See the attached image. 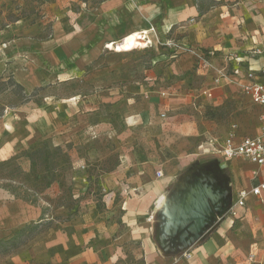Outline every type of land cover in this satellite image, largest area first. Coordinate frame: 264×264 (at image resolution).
Listing matches in <instances>:
<instances>
[{
	"label": "crops",
	"instance_id": "1",
	"mask_svg": "<svg viewBox=\"0 0 264 264\" xmlns=\"http://www.w3.org/2000/svg\"><path fill=\"white\" fill-rule=\"evenodd\" d=\"M202 1L214 6L202 11L197 0H102L92 10L75 15L70 29L55 24L47 40L36 38L38 29L0 33V44L8 38L0 57L12 72L10 78L31 94L72 79L102 58L108 44L143 31H148L152 40L156 34L183 32L178 45L194 48L177 57L166 75L192 72L201 55L216 53L213 62L224 63L222 75L227 70L234 72L233 82L228 84L223 78L215 86L214 97L210 88H204L202 95L208 96V101L220 95L223 101L242 99L244 102L236 104L250 105L257 117L254 129L241 124L237 136L224 140L208 136L193 146L200 134L198 117L192 115L197 104L218 106L225 102H195L194 94L178 86L160 92L154 87L157 75L152 72L146 82L137 78L124 82L117 73H110L109 81L122 82L103 94L62 99L56 119L45 116L48 124L52 120L60 128L65 124L64 130L70 128L71 135H56V145L105 142L101 150L71 151L78 172L73 196L79 198L95 189L94 194L100 192L103 210L97 212L98 195H88L77 221L47 229L44 225L49 217L43 207L0 189V242L12 240L27 226L39 225L38 235L21 248L1 254L0 264H264V242L251 238L263 233L264 191L260 197L250 194L245 207L235 208L236 216L229 213L223 217L218 206L223 193L212 189L214 179L201 169L219 161L239 163L242 174L251 171L247 188L237 190L236 204L239 192H250L264 181V168L245 159L203 155L198 149L207 139L218 143L232 139L238 144L261 130L264 106L254 104L242 87L250 82V73L264 85V1ZM198 73L208 76V71L200 68ZM3 118L0 140L9 138L11 149L33 147L45 136L44 127H37L23 111L18 118H25L21 123ZM79 121H86L80 135L75 132ZM90 159L100 163L116 159L117 164L92 181L86 176ZM158 171L163 174L160 178ZM260 201L263 206L257 210ZM247 215L248 229L233 230L235 221ZM24 251L28 259L23 257Z\"/></svg>",
	"mask_w": 264,
	"mask_h": 264
},
{
	"label": "rangeland",
	"instance_id": "2",
	"mask_svg": "<svg viewBox=\"0 0 264 264\" xmlns=\"http://www.w3.org/2000/svg\"><path fill=\"white\" fill-rule=\"evenodd\" d=\"M101 1L0 0V33L12 32V34H18L38 29L36 38L47 40L52 37L55 24H62L65 29H70V23L75 15H81L92 10L100 5ZM254 1L260 3L264 0ZM197 2L202 11H208L214 6L212 3L203 2L202 0H197ZM183 35V32L174 35L156 34L154 40L150 38L153 45H149L147 48V39H139V42L131 47L115 45V48L111 51L107 50L102 58L87 69L80 71L72 79L59 82L58 85L43 87L31 94H27L26 90L20 92L11 84L8 86L2 85L1 82H7L12 76V72L7 68L6 61L0 57V106L6 108L3 120H9L10 123L14 122L15 124L21 123L25 118H21L23 121L18 118H20L23 111L26 116L31 117L37 127H44L43 131H45V136L37 143L34 142L36 144L33 143V147L21 148L17 145L14 149H11L7 145L9 138L0 140V156L2 158L0 162V189L9 192L16 199L43 207L49 217L45 223L46 225H44L47 229L61 228L60 225L64 226L65 223L70 224L77 221L82 201L88 195H98L97 212L103 210L99 198L100 192L94 194L95 189H91L89 194L81 195L79 198L73 196V182L77 178L78 172L74 170L71 151L72 149H78L80 153H86L94 148L101 150L104 148L105 142L101 140L91 142L82 140L77 146L72 143L58 146L55 142L56 135H71L70 128L68 131L64 130L63 126L65 124L60 128L52 120L48 124L45 116H51L55 120L56 108L58 103L62 102V99L103 94L113 85L122 82L121 80L109 81L107 78L110 73H117L124 82L135 78L146 82L144 79L152 72L157 75L154 87L160 92L167 88L176 89L178 86L183 87L187 93L194 94L195 102H225L218 106L197 104V110H193L192 115L198 117L197 126L200 134L196 135L197 139L193 142V146H197L200 141L208 136L220 140L231 138L234 134L237 136V132H242L241 124L246 126V129H254L257 123L255 111L250 105L243 104L240 107L236 104V102H244L242 99L235 101L232 97H229L223 101L220 95L219 98L216 97V99L208 101L209 97L202 95L204 88H210L214 90V97L215 86L218 81L221 83L223 78H226L225 82L228 84L233 82L234 72L232 71L227 70L225 72L226 76L222 78L221 67L224 63L220 62L222 64L220 66V64L216 65L213 62V55L216 56V53L209 55L204 51V55L200 57L205 58L210 64L208 76L198 73L200 58L197 59L192 72L178 75L168 73L166 75V69L172 66L177 57L188 53L194 48L192 45L191 47L187 45L186 48L178 45L179 39ZM7 39L4 38V42L0 44V49L6 47ZM26 97L28 100L24 101ZM86 121H79L80 125L78 130L75 131L78 135L84 133L83 126ZM54 127L60 128V130L56 131ZM5 129L9 130L4 127ZM0 133H2V130H0ZM116 164V159H113L110 163H100L96 159H90V167L86 172V176L92 181H98L101 174L110 170ZM201 169L214 179L212 189L217 193H223V205H227V208L223 210V217L227 216L229 214L228 210L233 207L236 201L237 190L247 188L250 181L247 176L251 177L252 172L242 174L239 163L231 164L230 162L219 161L203 165ZM258 203L257 210L263 206L261 201ZM247 218L248 215L239 221H235L233 230L240 232L247 228L245 223ZM74 228H80V225L74 226ZM25 230L29 232V226ZM263 230L264 227L261 235L257 237L251 235V238H257L259 243L264 242ZM28 232L25 233L24 237L28 235ZM40 232H44V230ZM67 233H71L70 228L67 229ZM21 235V232H19L15 237L19 238ZM37 235L38 232L29 241ZM23 257L28 259L29 254L27 251H24Z\"/></svg>",
	"mask_w": 264,
	"mask_h": 264
},
{
	"label": "built area",
	"instance_id": "3",
	"mask_svg": "<svg viewBox=\"0 0 264 264\" xmlns=\"http://www.w3.org/2000/svg\"><path fill=\"white\" fill-rule=\"evenodd\" d=\"M135 34L139 35V39L149 40L150 33L148 31L138 32ZM127 38L115 44H122ZM113 44L114 43L106 45V48L111 51L110 45ZM198 64L200 69L209 71L210 64L205 58H200ZM225 76L226 74H223L222 78ZM248 79L250 82L243 85V92L251 97L254 104L264 106V85L254 80L253 73L248 75ZM198 149L203 155L217 156L223 160L245 159L252 164L264 168V113L261 115V130L256 136L243 138L238 144H235L232 139H227L223 143H218L213 139H207L205 142L200 144ZM156 175L160 178L163 174L161 171H158ZM263 191L264 181L254 185L250 192L245 190L239 192L238 201L228 210V212L233 216H236L237 211L235 208L245 207L246 199L250 194L260 197ZM185 257L190 258L191 255L186 254Z\"/></svg>",
	"mask_w": 264,
	"mask_h": 264
},
{
	"label": "trees",
	"instance_id": "4",
	"mask_svg": "<svg viewBox=\"0 0 264 264\" xmlns=\"http://www.w3.org/2000/svg\"><path fill=\"white\" fill-rule=\"evenodd\" d=\"M2 85L8 86V85H14L16 89H18L20 92L24 91V88L17 84L13 78H9L7 82H1ZM28 98H24V101H27ZM6 108L0 106V118H2L5 115ZM35 153V152H32ZM28 227V226H27ZM39 231V225L32 224L29 226V232L27 230H22L21 237L17 238L14 237L12 240L0 242V255L7 253L12 250H16L21 248L23 245H25L37 232ZM28 232V235L24 237L25 233Z\"/></svg>",
	"mask_w": 264,
	"mask_h": 264
},
{
	"label": "bare ground",
	"instance_id": "5",
	"mask_svg": "<svg viewBox=\"0 0 264 264\" xmlns=\"http://www.w3.org/2000/svg\"><path fill=\"white\" fill-rule=\"evenodd\" d=\"M139 36L138 35H135V36H132V37H130V38H127L125 41H127L125 44L124 43H122V44H118V45H123V46H134V45H136L138 42H139V38H138ZM149 45H153V42H152V40L149 38V40H147V46H146V48L147 47H149ZM110 48L111 49H113V48H115V44H113V45H110ZM195 197V196H194ZM199 197H197V199H198ZM204 199V198H203ZM202 200V199H201ZM200 201V200H199ZM204 204V203H203ZM199 217V216H198Z\"/></svg>",
	"mask_w": 264,
	"mask_h": 264
},
{
	"label": "water",
	"instance_id": "6",
	"mask_svg": "<svg viewBox=\"0 0 264 264\" xmlns=\"http://www.w3.org/2000/svg\"><path fill=\"white\" fill-rule=\"evenodd\" d=\"M219 208H221V211L223 212V210H225V208H227V205L225 206V204L223 205V201H221L220 203H218ZM229 207V206H228ZM227 210V209H226Z\"/></svg>",
	"mask_w": 264,
	"mask_h": 264
}]
</instances>
